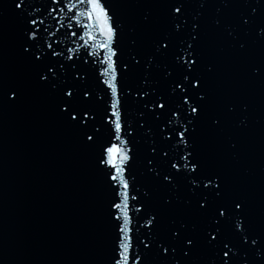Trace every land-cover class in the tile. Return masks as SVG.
Masks as SVG:
<instances>
[{
  "label": "water",
  "instance_id": "95a60500",
  "mask_svg": "<svg viewBox=\"0 0 264 264\" xmlns=\"http://www.w3.org/2000/svg\"><path fill=\"white\" fill-rule=\"evenodd\" d=\"M26 3L25 13L32 12L34 17L45 19L49 26L55 24L43 11L46 0H26ZM108 3L123 29L118 48L122 55L113 58L118 68L121 61H130L132 55L142 59V64H133L131 71L119 69L120 100L125 112V131L119 140L115 134L109 136L108 129L114 125L102 124L109 101L105 98L108 89L103 83L108 77L102 75L106 65L100 61L108 53L96 47H82L83 42L66 39L59 33L49 40L41 28L38 34L41 44L55 41L53 48L57 52L64 51L59 57L44 59L42 56L44 62L34 65L20 50L28 25L16 15L20 10L14 9L13 0H0V77L7 85L22 86L19 99L13 102L0 93V264H108L118 235L114 225L121 222L109 216L113 191L104 176L108 169L97 166L102 147L109 143L124 148L132 157L125 168L129 184L134 185L131 195L137 197L129 200L133 250L136 236L142 238L148 231L141 227L146 218L145 209L147 213L156 212L162 203L161 197L169 194L175 197L177 190L181 197L191 195L187 182L182 179L174 182L175 188L165 189L156 178L157 171H169L168 159L181 166L185 163L179 159L184 152L179 137L171 143L167 138L171 135L169 129L188 127V106L181 108L179 96L170 95L171 82L181 78L172 57L156 56L151 65L143 63L151 58L149 54L154 53L155 41L162 35H171L174 46L178 41L166 20V8L132 0H108ZM242 10L247 9L238 5L224 8L220 3L201 8L197 0L188 5L189 20L198 15L202 25L203 39L198 37L199 43H194V54L201 55L196 74L203 76L204 91L208 94L205 117L196 122L193 142L196 159L205 172L223 175L231 190L246 200L255 225L264 228V80L253 75L264 61V45L256 36L264 16L258 14L244 29L237 22ZM145 13L151 16L153 25H145L142 19ZM217 19L221 21L220 28L215 25ZM229 26L234 29L233 36L227 35ZM50 31L55 28L50 27ZM191 31L190 27L185 29V41ZM101 39L97 37V43ZM240 41L246 44L243 52L237 47ZM67 48L74 51L69 53ZM179 50L184 54L183 48ZM43 51L47 55L50 50L45 47ZM89 52L97 55L90 56ZM69 55L76 67L62 70L66 83H74L73 74L77 70L84 72L85 81L79 86H86L97 97L91 107L97 114L94 125L102 130L97 142L90 147L83 134L58 115L53 90L42 87L43 82L37 79V72L43 71L49 63L62 61L71 65L73 60L66 58ZM209 65L213 66L211 73L207 71ZM55 66L58 68L59 64ZM165 70L172 72V76H166ZM144 76L150 83L143 82ZM141 87L146 92L149 88L155 90V95L149 92L143 96L144 101L162 94L170 105L169 110L155 108L151 103L145 109L140 95L134 91ZM229 106L234 110L229 112ZM172 108L176 109V114L171 115L169 123ZM162 111L159 118L152 114ZM209 117L220 118L219 129H210ZM232 143L237 145L235 149ZM153 147L167 150L170 156L162 158V154L152 152ZM148 159L153 160L151 173L146 170ZM146 192L148 196H144ZM138 200L142 203H137ZM137 208L139 212L135 211ZM166 228L165 218L160 223L161 234ZM245 251L241 249L238 260ZM253 253L254 250L248 253L249 264H264V260H257ZM210 256L206 248H201L196 260L198 264H207ZM152 264L158 261L153 260Z\"/></svg>",
  "mask_w": 264,
  "mask_h": 264
},
{
  "label": "snow or ice",
  "instance_id": "6c2138e0",
  "mask_svg": "<svg viewBox=\"0 0 264 264\" xmlns=\"http://www.w3.org/2000/svg\"><path fill=\"white\" fill-rule=\"evenodd\" d=\"M138 4L157 5L166 8V20L170 24L178 38L175 43L169 36H161L155 41L154 53H150V59L143 61L147 65H151L152 59L156 56L172 57L173 64L179 69L181 78L173 80L171 87V96H179L180 106H188L187 125L181 129H169L170 136L167 142L179 137V141L184 145L183 155L180 160L185 161L181 166L171 159L167 160L169 171L156 172L162 188H175L179 180L187 182L191 190V195L181 197L179 191L175 197L169 194L161 197L162 203L156 212L146 213L143 220L142 228L148 231L135 238V250H133V237L130 228L129 200H136L135 195H131V189L134 185H130L126 175V164L130 162L132 157L127 151L117 144L109 143L108 146L102 147V153L97 161L99 168L108 169L104 172L106 182H110L108 186L113 191V200L110 203L109 216L113 221H121L116 223L115 229L118 233L113 243L112 255L108 264H152L153 260H157L158 264H198L196 255L201 248H206L211 256L207 264H249L247 259L248 253L253 252L257 260H264V228H258L248 212V204L246 200L237 196L230 188L226 178L219 172H205L203 165L196 159L194 151L193 135L197 132L196 122L201 121L205 117L208 94L204 91V78L197 75V66L201 63V55L196 53L194 43H199L198 37H202V25L197 17L189 20L187 15L188 5L193 0H132ZM201 8L207 4L220 3L224 8L229 6H243L247 10H242L238 17V24L247 29L254 22L255 17L259 14L264 16V0H197ZM14 9L20 11L16 15L25 20L28 25L24 32V43L20 45L22 53L26 54L32 64L39 66L47 59L48 56L59 57L63 55V51L57 52L53 48V42L41 44L38 34L41 28L48 35L49 40L56 36L57 33L67 38L83 42L82 47H96L100 51L107 52L108 55L100 63L105 64L103 76L108 77L103 83L108 89L104 94L109 103L104 109L105 118L102 120L103 125H114L108 129L109 136L115 134L119 140L125 123V112L123 104L120 100L121 94V75L119 69L131 71L132 65H141L142 59H138L136 55L130 57V61H121L119 68L114 57L122 55L118 53L119 42L123 37V29L119 25V21L114 18V13L110 11L108 0H46V6L43 9L47 17L55 21V24L49 26L45 19L34 17L32 12L25 13L27 8L26 0L15 2ZM23 5V6H22ZM146 26L153 25V20L148 13L143 16ZM58 25V27H57ZM217 28H220L221 21H215ZM50 27L55 31H50ZM190 27L188 32V40L183 39V33L186 28ZM83 29L82 32L73 29ZM61 29L65 31L61 32ZM227 35L233 36L234 29L229 26ZM247 34V32H245ZM257 40L264 45V22L259 25V31L256 34ZM97 37H102L97 43ZM235 38V37H233ZM191 41V42H189ZM133 40L132 44L135 45ZM187 47H184V44ZM50 51H43L44 48ZM237 47L243 52L246 44L240 41ZM183 48L184 54L179 50ZM67 52L72 53V48H67ZM95 57L96 53H87ZM73 60L71 55L66 57ZM56 64L59 67L56 68ZM67 67H76L75 61L71 65H65L62 61L47 64L43 71L37 72V79L42 87H48L53 90L55 107L58 115L63 117L67 124L83 134L85 143L90 147L97 142L98 134L101 127H95L94 121L97 114L91 105L97 99L95 93H92L86 86H79L80 82L85 81L86 73L77 70L73 74V84H67L63 75V71ZM166 76H172V72H167ZM207 71L211 73L213 66L209 65ZM254 76L264 80V61L257 66L253 72ZM144 83H150L148 77H143ZM17 84L10 86L0 77V93L9 102L19 99L20 88ZM180 89V92H177ZM140 95L141 103L145 109L149 103L155 108L168 111L170 105L161 94L154 100L144 101L143 96L155 90L149 88L146 92L143 87L134 89ZM11 93L9 96L8 94ZM192 100V103L189 101ZM167 106V107H166ZM229 112L233 111L232 107H228ZM246 110V109H245ZM152 113L159 118L163 114ZM176 114V109H171V115ZM143 115V113H141ZM181 115L183 113L181 112ZM111 117V119H108ZM209 127L212 130L219 129L222 121L219 117L208 118ZM143 127V125H140ZM92 128V131L88 129ZM235 149L237 145L231 144ZM152 152L157 155L162 154V158H168L170 153L167 150H157L152 148ZM152 159L147 160L146 170L151 173L153 171L151 165ZM183 168V170H182ZM171 169H175L172 172ZM137 194L139 190L137 189ZM145 193L144 196H148ZM119 200V202H117ZM137 203H142L138 200ZM135 211L139 212L137 208ZM119 215H116V213ZM167 219L166 231L161 234L160 223L162 219ZM219 237V239H218ZM151 245V247H150ZM241 249L246 251L243 253L242 259H237L241 255Z\"/></svg>",
  "mask_w": 264,
  "mask_h": 264
}]
</instances>
